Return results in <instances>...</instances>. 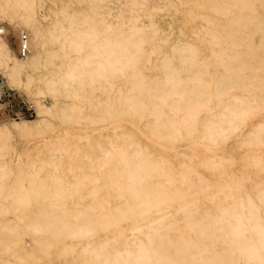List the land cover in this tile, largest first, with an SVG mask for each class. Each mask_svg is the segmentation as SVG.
<instances>
[{"label":"bare ground","instance_id":"1","mask_svg":"<svg viewBox=\"0 0 264 264\" xmlns=\"http://www.w3.org/2000/svg\"><path fill=\"white\" fill-rule=\"evenodd\" d=\"M48 1L0 0V19L27 47L18 58L0 25V68L11 85L36 81L34 94L52 98L36 100L39 119L0 123V264H264V187L245 188L248 165L264 174V0ZM169 7L203 20L197 43L168 44L152 11ZM42 51L61 58L56 68L34 71ZM54 118L69 121L59 153L80 151L67 136L82 119L114 130L106 146L79 135L99 147L96 162L83 155L102 184L85 171L67 180L53 155L11 164L13 132ZM125 123L140 140L116 133ZM234 136L253 151L239 174L223 153Z\"/></svg>","mask_w":264,"mask_h":264},{"label":"rangeland","instance_id":"2","mask_svg":"<svg viewBox=\"0 0 264 264\" xmlns=\"http://www.w3.org/2000/svg\"><path fill=\"white\" fill-rule=\"evenodd\" d=\"M175 4L181 6V3L178 1H176ZM108 5L113 8V12H117V7L120 6V4L117 2H113L111 4L109 3ZM182 5L186 6L184 1ZM42 7L46 10L50 7V2L48 0H44V2L42 3ZM71 8L74 10L88 9L85 3L78 2L77 0L74 1ZM180 9L181 8L176 10L172 7H169L168 9H162L160 11H146H152L153 18L158 22V24L161 26V29L164 31L163 34L168 35L169 37L168 44L175 42L176 38L178 37L183 41L186 40L193 43H197V39L203 37V20L197 18L195 20L185 21ZM258 10L260 12H264V7L258 6ZM233 11L234 10H232L231 12ZM143 22H148V18L144 17ZM0 25H3L7 29V37L10 48L14 51L15 55L18 58H23V56H18L20 36L14 32L11 22L6 19H0ZM255 40L259 41L258 34H256ZM57 43L58 42L55 43V41H46L45 46L57 47ZM60 60L61 58L53 56L49 52L42 51L36 59L38 65L36 64L33 69L34 71H40L41 69H43L42 71L53 69L56 68L54 64L58 63ZM37 84L38 83L36 81H32L28 84L27 87H18L11 85L6 78L5 73L0 68V88L4 91L2 101H0V123H7L9 125L10 122L13 120L39 119L36 100H39L41 104L49 105V102L52 98L48 95L43 96L34 94L33 90L35 89V86ZM102 98L103 96L100 97V99ZM19 99H23L28 104L31 103V105H33L32 110L26 111V109H24L22 105L16 106L15 103L19 101ZM59 99L66 101L69 100L68 98L64 99L63 97H59ZM6 101H10V103L14 105L12 108L13 110L17 109L18 107L21 108L23 110V114L16 118L12 117L8 113H4L3 108L4 102ZM81 111V113L84 115L100 114L97 111L87 110L85 106L81 107ZM260 120L261 119H254L252 121V124L257 125ZM53 121L54 124L51 126H47L44 123H40L37 125H32L29 130L24 133L19 134L13 132V134L11 135L12 137L8 138V140L11 139V145L8 144L10 146L7 147L8 158L11 161V164L14 165L17 163L18 165L23 166L29 158L47 159L49 156L53 155L54 160L59 163L58 173L64 175L67 180L72 181L73 173L85 171L93 173L95 175H99V183L102 184L104 177L100 169L95 168L93 170H89L87 168L88 160L83 155L84 152L90 154L92 156L93 161L96 162L95 156L97 154H100L99 147L97 145H95L94 147L88 146L86 139L80 138L79 135L85 130L93 134L94 140L99 141L103 146H106L108 145L107 141L110 139L112 140L114 138V130L112 131L110 128L105 127L106 125L104 123L88 124L84 119H82L80 122V127L82 129H68V132L70 134L67 136V139L69 141H76V144L78 145L80 151L74 152L72 148H68L65 151L59 153L55 151L54 147L57 146L58 143L61 141V136L63 135L64 131L69 128L67 127L69 121L66 120V122L61 123L56 118H54ZM261 122L264 123V119H262ZM115 131L117 134L119 133V136L120 133H122V135H125V137L127 136V134H136L131 128V125L128 123H125L124 125L118 127ZM136 138L140 140V137L137 134ZM241 139V136H234L233 138H231L229 140L228 146L226 147V152H223L225 156L230 154L234 156L235 165L233 170H235L237 174H239L241 171L243 172V169L245 168V163L240 162V158H242L246 154L250 155L253 152L252 149H245L244 146H239ZM7 143H9V141H7ZM258 153L261 154L262 157H264V149L258 151ZM71 165L75 167L73 172H70L68 169V167ZM248 166L249 172L247 180L245 182V188L248 192L254 194V192L256 191L255 187H264V174L260 175L258 171L259 168L257 165L250 164ZM79 167H81L82 169L78 170ZM86 186L87 188L89 187V185ZM105 190V186H102V188L98 191L97 195H95L96 198H100L104 194ZM81 192H83V200L85 202L91 201L92 197L87 195L85 187H81ZM109 198L111 203H114L116 201L113 195L109 196ZM127 228L128 225H124L122 239L129 238L128 235L130 231ZM140 236L143 237V235ZM66 260L70 263L72 257L68 255ZM57 263L60 264L59 260L57 261Z\"/></svg>","mask_w":264,"mask_h":264},{"label":"built area","instance_id":"3","mask_svg":"<svg viewBox=\"0 0 264 264\" xmlns=\"http://www.w3.org/2000/svg\"><path fill=\"white\" fill-rule=\"evenodd\" d=\"M25 39H26V34L22 33L20 36V45H19V50H18V56H24L25 52L27 51V47L25 44ZM4 95V91L3 89L0 88V101H2V97ZM16 106H20L22 105V107L24 109H26V111H30L32 110V106L31 103L28 104L26 103L23 99H19V101H17L15 103ZM13 104L10 103V101H6L4 102V113H8L9 115H11L12 117H19L20 115L23 114V110L21 108H17L15 110H13Z\"/></svg>","mask_w":264,"mask_h":264}]
</instances>
